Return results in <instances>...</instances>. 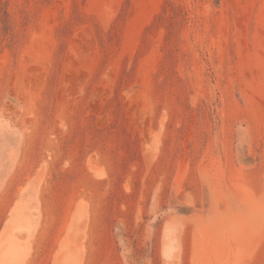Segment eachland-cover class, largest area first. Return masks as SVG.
<instances>
[{"label":"rangeland","instance_id":"1","mask_svg":"<svg viewBox=\"0 0 264 264\" xmlns=\"http://www.w3.org/2000/svg\"><path fill=\"white\" fill-rule=\"evenodd\" d=\"M0 264H264V0H0Z\"/></svg>","mask_w":264,"mask_h":264}]
</instances>
